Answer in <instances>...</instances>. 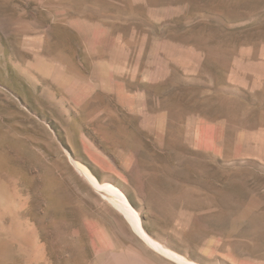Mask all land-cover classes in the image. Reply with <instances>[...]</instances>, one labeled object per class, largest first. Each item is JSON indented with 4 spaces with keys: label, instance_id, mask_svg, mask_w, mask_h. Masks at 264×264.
<instances>
[{
    "label": "rangeland",
    "instance_id": "rangeland-1",
    "mask_svg": "<svg viewBox=\"0 0 264 264\" xmlns=\"http://www.w3.org/2000/svg\"><path fill=\"white\" fill-rule=\"evenodd\" d=\"M73 160L187 259L264 264V0H0V264H178Z\"/></svg>",
    "mask_w": 264,
    "mask_h": 264
},
{
    "label": "bare ground",
    "instance_id": "bare-ground-1",
    "mask_svg": "<svg viewBox=\"0 0 264 264\" xmlns=\"http://www.w3.org/2000/svg\"><path fill=\"white\" fill-rule=\"evenodd\" d=\"M73 163L76 170L92 185V187L97 192L102 195L103 198L111 203L123 215V217L131 225L134 232L142 240H144V242L148 246L174 260L178 264H198L168 248L165 244L156 240L154 237L148 235L143 229L139 213L133 208L125 193L119 187L111 182L98 180V178L91 172V170L79 161L73 160Z\"/></svg>",
    "mask_w": 264,
    "mask_h": 264
}]
</instances>
